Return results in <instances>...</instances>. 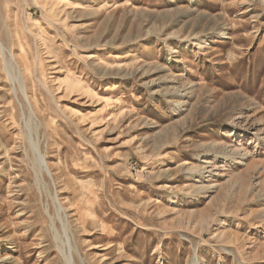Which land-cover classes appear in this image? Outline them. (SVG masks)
Listing matches in <instances>:
<instances>
[{
    "label": "rangeland",
    "instance_id": "374dc122",
    "mask_svg": "<svg viewBox=\"0 0 264 264\" xmlns=\"http://www.w3.org/2000/svg\"><path fill=\"white\" fill-rule=\"evenodd\" d=\"M0 41V264H68L52 221L72 264H264V0H0Z\"/></svg>",
    "mask_w": 264,
    "mask_h": 264
},
{
    "label": "bare ground",
    "instance_id": "6f19581e",
    "mask_svg": "<svg viewBox=\"0 0 264 264\" xmlns=\"http://www.w3.org/2000/svg\"><path fill=\"white\" fill-rule=\"evenodd\" d=\"M0 49L2 51H4V48L2 46L1 41H0ZM11 58L12 59H8V60L6 59L5 60L8 78L11 81L12 84H14V85L18 84V86H19V88H21L22 92L25 93V87H24V84H23V81H22V76H21L20 72H17V70H16V66L15 65H16L17 62L15 61V59L13 57H11ZM26 127H27V132H28L27 140L30 142L31 148H34V147L36 148L37 142H36V139L34 137L35 134L33 133V131H31L32 126L30 125V123H26ZM25 137H26V135H25ZM34 164L35 165H39L38 170L36 168H34V169H36L37 176L40 179V175H38V174H40V172L45 169V164H44L43 156L40 154L39 151H37V153L34 154ZM47 169L49 171V168H47ZM39 182H40V180H39ZM56 202H57V200H56ZM58 206H59V204H58ZM58 206H56V208H57V218H59L60 222L63 225L64 236L66 237L68 231H67V222L64 219L65 218L64 217V209H63V207L61 205L59 207ZM51 227H52V230H53V233H54V239H55L56 243L59 244V251L62 253V255L64 256V258L67 261V263L68 264H72V260L70 258V255L66 254L67 249L65 247V244L70 245L69 237H67L66 239H63L62 236L60 235V232H58V229L55 227L53 221L51 222ZM70 251H71V249L69 248V252Z\"/></svg>",
    "mask_w": 264,
    "mask_h": 264
},
{
    "label": "water",
    "instance_id": "95a60500",
    "mask_svg": "<svg viewBox=\"0 0 264 264\" xmlns=\"http://www.w3.org/2000/svg\"><path fill=\"white\" fill-rule=\"evenodd\" d=\"M46 172H47V174L50 176V172L48 171V169L46 168Z\"/></svg>",
    "mask_w": 264,
    "mask_h": 264
}]
</instances>
